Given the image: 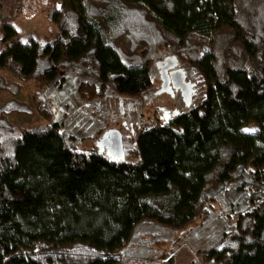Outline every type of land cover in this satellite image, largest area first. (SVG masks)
<instances>
[{"label":"trees","instance_id":"obj_1","mask_svg":"<svg viewBox=\"0 0 264 264\" xmlns=\"http://www.w3.org/2000/svg\"><path fill=\"white\" fill-rule=\"evenodd\" d=\"M20 9L0 0V74L35 82L27 112L48 123L0 107V264H129L144 229L203 236L198 264H264V0H52L51 36L26 42ZM158 58L197 103L142 127L123 161L79 150L51 94L70 77L81 104L142 98Z\"/></svg>","mask_w":264,"mask_h":264},{"label":"rangeland","instance_id":"obj_2","mask_svg":"<svg viewBox=\"0 0 264 264\" xmlns=\"http://www.w3.org/2000/svg\"><path fill=\"white\" fill-rule=\"evenodd\" d=\"M6 1V13L12 18L17 17V10L20 9L21 16L15 20V29L17 30V38L26 42L28 40L49 39L54 27H52L45 15L40 12L47 11L52 6V0H5ZM14 18V19H15ZM1 35V33H0ZM124 46V45H122ZM161 50V49H160ZM163 56V55H162ZM164 58H158L157 64L161 68H155L153 73V90L145 94L141 99H136L137 109L141 115V121L139 125L145 127L155 124L159 121L161 115L159 114L163 109L171 110L174 113V109H180L184 111L191 108L196 102L185 101L181 93L180 88H176L171 80L169 87L166 86L163 79L162 71L168 65ZM49 63L41 62L40 69L48 68ZM1 75V74H0ZM161 75V76H160ZM4 81L9 85L11 90L0 91V107L4 108L8 106L6 111L7 123L10 125H17L23 128H33L41 125H46L48 120L36 113H28L30 109H35V82H20L16 78L7 74L1 75ZM14 90L15 94L12 92ZM123 103L124 99H121ZM16 103V104H15ZM125 104V103H124ZM18 105V106H17ZM32 111V110H31ZM9 112H12L9 114ZM4 114V113H3ZM9 114V115H8ZM1 116V115H0ZM4 116V115H3ZM2 117V116H1ZM117 118H119L117 116ZM62 125V119L59 121ZM6 128L0 127V130ZM63 133L66 132L62 129ZM3 134V133H1ZM4 135V134H3ZM3 145L11 140L9 136H3ZM91 140L82 139L79 137L77 148L79 150L89 151L91 148ZM195 231V229H194ZM150 229L142 230L140 232V239L136 243V247L132 248V252H135L136 256L128 259L129 264H167L166 260L162 259L161 252L174 253L175 264H198L200 256L196 252L197 249L205 247L201 243L203 236L197 235L191 240L186 238V234L174 233L171 238L166 239L167 234L162 231L154 229L152 234ZM190 232V231H189ZM192 233V232H190ZM189 234V233H187ZM144 240L150 242H142ZM201 243V244H200ZM193 246L196 247L193 248ZM137 248L142 249L137 251ZM134 249V250H133ZM144 250V251H143ZM145 252L148 254L145 255ZM133 255V253H132ZM143 256L147 257L149 263H140L138 259H142ZM151 256V257H149ZM143 260H146V259ZM142 262V261H141Z\"/></svg>","mask_w":264,"mask_h":264},{"label":"flooded vegetation","instance_id":"obj_3","mask_svg":"<svg viewBox=\"0 0 264 264\" xmlns=\"http://www.w3.org/2000/svg\"><path fill=\"white\" fill-rule=\"evenodd\" d=\"M168 69L166 67L162 71V74H166L163 75V79L166 78L165 84H168L167 87H169V82L172 78V71L166 73ZM76 79L72 80L68 77V81L71 82L67 83L66 90L64 92L61 91L58 95L51 94L50 97V106L55 112L58 122L62 119V129L69 136L74 135L78 138L91 140V147L110 159L115 155V146L117 144L115 140L120 139L125 158H127L135 146L137 132L143 127L139 125L141 115L136 103V99L141 98L114 97L109 99L106 97L81 104L74 92ZM121 99H124L125 104ZM174 110L177 111L178 109L175 108ZM159 114L163 118L164 115L169 118L172 115L171 110L166 109H163ZM108 132L110 134L107 135L104 145L99 146L104 135ZM114 161L120 162L122 160L115 159Z\"/></svg>","mask_w":264,"mask_h":264},{"label":"water","instance_id":"obj_4","mask_svg":"<svg viewBox=\"0 0 264 264\" xmlns=\"http://www.w3.org/2000/svg\"><path fill=\"white\" fill-rule=\"evenodd\" d=\"M171 77H172L173 84H174V86L176 88H180L182 90H186L187 87L183 83V76H182L181 73L174 72V73L171 74ZM177 114H178L177 111H175L174 113H172V115H174V116H176ZM168 118L169 117L167 115H164V120L165 121H167ZM108 134H110V132H108L107 134L104 135L103 139L99 143V146L104 145L105 139H106V137H107ZM115 142L117 143L116 146H115V155L112 156L111 160L114 161L115 159H118V160H122L123 161L125 159V154L123 152L122 144L120 142V139H117V141L115 140ZM108 155H109V152H108Z\"/></svg>","mask_w":264,"mask_h":264}]
</instances>
